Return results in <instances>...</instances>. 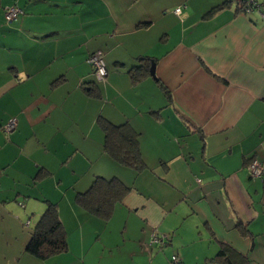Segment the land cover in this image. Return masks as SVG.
<instances>
[{"label":"crops","instance_id":"obj_1","mask_svg":"<svg viewBox=\"0 0 264 264\" xmlns=\"http://www.w3.org/2000/svg\"><path fill=\"white\" fill-rule=\"evenodd\" d=\"M259 1L0 0V264H264ZM103 119L136 133L140 172L104 152ZM97 177L129 188L108 219L76 202ZM49 205L67 247L42 258L26 246Z\"/></svg>","mask_w":264,"mask_h":264},{"label":"trees","instance_id":"obj_2","mask_svg":"<svg viewBox=\"0 0 264 264\" xmlns=\"http://www.w3.org/2000/svg\"><path fill=\"white\" fill-rule=\"evenodd\" d=\"M261 9V3L256 0ZM237 3V0H236ZM221 6H215L208 13H212ZM237 8L241 11L239 3ZM149 65L147 62L141 66H136L130 70L129 74L133 81H137L147 72ZM104 133L103 150L117 163L140 172L145 164L139 154L136 133L125 125H113L106 120H99ZM129 192V188L121 183L117 178L104 179L97 177L91 187L84 193L76 197V202L89 213L108 219L114 205L121 201ZM167 242L165 238L162 243ZM67 247L65 234L63 232L57 211L54 205H49L36 226L31 232L30 239L26 246V251L34 256L45 258L49 255L65 251ZM229 253L235 254L227 246H223L216 258H229ZM247 263V260L244 259Z\"/></svg>","mask_w":264,"mask_h":264},{"label":"built area","instance_id":"obj_3","mask_svg":"<svg viewBox=\"0 0 264 264\" xmlns=\"http://www.w3.org/2000/svg\"><path fill=\"white\" fill-rule=\"evenodd\" d=\"M239 3V7L241 8V12L250 13L252 11L260 12V5L256 0H237ZM185 6L178 7L174 10L176 15H180L182 9ZM21 13L20 9L16 6H11L6 9L4 13V17L6 21H11L15 19ZM89 64H91L93 68V75L97 82L103 81L107 75V63L105 61L104 55L101 53L92 54L88 57ZM16 126V119L10 118L4 126L5 132H10ZM248 172L251 178H262L264 177V163L256 158H252L249 160L248 164ZM165 239V235H157L153 234L151 241L152 242H162ZM172 264H181L180 260L177 256H172L171 258Z\"/></svg>","mask_w":264,"mask_h":264},{"label":"water","instance_id":"obj_4","mask_svg":"<svg viewBox=\"0 0 264 264\" xmlns=\"http://www.w3.org/2000/svg\"><path fill=\"white\" fill-rule=\"evenodd\" d=\"M150 75L154 77V65L152 64L150 67Z\"/></svg>","mask_w":264,"mask_h":264}]
</instances>
